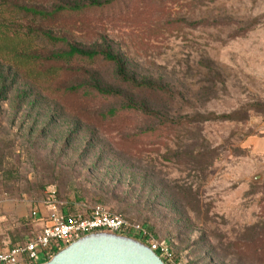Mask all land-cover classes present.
<instances>
[{"label":"rangeland","instance_id":"374dc122","mask_svg":"<svg viewBox=\"0 0 264 264\" xmlns=\"http://www.w3.org/2000/svg\"><path fill=\"white\" fill-rule=\"evenodd\" d=\"M68 1L0 0V25H13L0 35V54L47 50L20 31L28 27L85 49L109 48L130 76L169 91L158 97L123 87V95L179 119L178 128L167 145L125 151L121 137L145 128L141 118L107 128L86 122L74 113L78 101L44 94L51 81L31 80L20 62L0 58V243L35 237L42 207L49 217L104 206L152 227L180 264H264V0H129L128 9L79 24L17 10ZM88 70L102 86L122 88L102 59ZM59 75L62 84L89 82Z\"/></svg>","mask_w":264,"mask_h":264},{"label":"trees","instance_id":"16d2710c","mask_svg":"<svg viewBox=\"0 0 264 264\" xmlns=\"http://www.w3.org/2000/svg\"><path fill=\"white\" fill-rule=\"evenodd\" d=\"M129 0H71L68 2H62L54 6L51 10H46L36 6H18L17 10L25 14H29L34 18L40 19L42 22L55 23L61 22L64 19L72 20L73 23H83L85 19L90 16H108L119 13L121 10L128 9L130 6ZM13 25L9 23H3L0 25V35L4 33H10ZM26 36L38 37L43 42V47L47 50H43L41 47L12 51L11 47H7L0 58L6 62L16 65L20 62L26 70L24 75L35 81L39 76L46 78L52 82V85H46L44 82L41 87V91L50 96L59 98L61 100L68 101L70 103L74 101L79 102V110L74 112L78 116L86 121L95 124L99 127H109V125H118V123L131 118H141L145 123V128H142L139 132L133 133L132 136L121 137L122 149L127 151V145L138 144L149 145L162 144L164 139L170 136L171 129H177L179 124L178 120L167 121L161 116L160 112L148 108L146 105L137 103L132 98H126L123 95V87L136 93H145L149 95H155L158 97H164L165 94H169L166 87L153 84L149 81H138L134 77L130 76L126 71V64L123 59L115 55L109 48L102 49H85L77 46L76 44L69 43L67 38L63 35L54 33L49 30L40 28L35 30L28 27L26 31L20 30ZM20 33V32H16ZM51 45V47H49ZM4 47L0 43V52ZM100 59L103 62L111 64L115 67L120 89H113L102 86L97 81L93 74L89 73L88 67L95 64ZM18 64V63H17ZM68 74L82 78L89 77V82L69 81L68 83H58L57 79L59 74ZM36 83V82H35ZM37 84V83H36ZM39 85V82H38ZM113 98L122 100V104L117 107H110L106 110L98 112L95 108L96 104L103 101H108ZM134 116V117H133ZM203 119L206 116H201ZM222 118H229L231 115L220 116ZM147 137V138H146ZM148 139V142L146 140ZM152 141V142H150ZM151 145V144H150ZM128 147V146H127ZM136 156H141L143 151L137 149ZM128 212L126 209L123 212H117L127 217L124 212ZM150 232L153 231L149 226ZM152 230V231H151ZM154 234V232H152ZM138 240L134 234L128 233ZM166 264H174L168 260H165Z\"/></svg>","mask_w":264,"mask_h":264},{"label":"built area","instance_id":"2783aa9c","mask_svg":"<svg viewBox=\"0 0 264 264\" xmlns=\"http://www.w3.org/2000/svg\"><path fill=\"white\" fill-rule=\"evenodd\" d=\"M134 234L148 244L163 260L180 264L169 243L158 239L144 224L131 221L120 213L104 206H96L88 214H71L52 211L39 233L5 251H0V264H39L55 253L94 232Z\"/></svg>","mask_w":264,"mask_h":264},{"label":"water","instance_id":"95a60500","mask_svg":"<svg viewBox=\"0 0 264 264\" xmlns=\"http://www.w3.org/2000/svg\"><path fill=\"white\" fill-rule=\"evenodd\" d=\"M39 264H166L146 243L112 232L87 234Z\"/></svg>","mask_w":264,"mask_h":264},{"label":"crops","instance_id":"0c3cea01","mask_svg":"<svg viewBox=\"0 0 264 264\" xmlns=\"http://www.w3.org/2000/svg\"><path fill=\"white\" fill-rule=\"evenodd\" d=\"M42 216H43V218H42ZM48 209L47 208H45V207H42L41 209H40V211H39V214L37 215V219H39V223H38V227H40V228H42L43 226H44V224L47 222V219H48ZM39 233V232H38ZM21 244V243H20ZM16 245H18V244H9V243H7L6 245L5 244H2V243H0V251H5V250H7V249H9V248H11V247H14V246H16Z\"/></svg>","mask_w":264,"mask_h":264}]
</instances>
